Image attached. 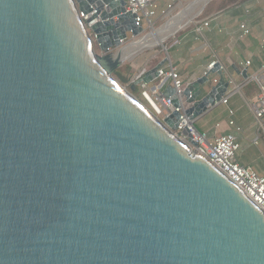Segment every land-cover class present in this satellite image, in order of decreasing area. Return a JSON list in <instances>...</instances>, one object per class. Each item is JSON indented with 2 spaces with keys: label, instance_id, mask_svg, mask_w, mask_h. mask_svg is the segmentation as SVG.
Wrapping results in <instances>:
<instances>
[{
  "label": "water",
  "instance_id": "water-1",
  "mask_svg": "<svg viewBox=\"0 0 264 264\" xmlns=\"http://www.w3.org/2000/svg\"><path fill=\"white\" fill-rule=\"evenodd\" d=\"M135 19L125 0H0V264H264V212L176 134L228 92L220 64L169 85L184 114L158 118L135 94L167 58L130 90L113 77Z\"/></svg>",
  "mask_w": 264,
  "mask_h": 264
},
{
  "label": "built area",
  "instance_id": "built-area-1",
  "mask_svg": "<svg viewBox=\"0 0 264 264\" xmlns=\"http://www.w3.org/2000/svg\"><path fill=\"white\" fill-rule=\"evenodd\" d=\"M125 1L127 12L136 15V25L137 27L143 29L140 35L142 36L156 32L157 30L155 29V25L160 20L167 21L165 26H163L166 27L167 24L180 17L184 11L190 8L192 4L194 5L198 0H172V2L167 4L165 8H161L159 0ZM185 5L188 6L186 7ZM205 7L206 6H204L202 9L201 7H193L199 11L191 26L197 36L196 40L201 43V50L208 51L210 50L211 46L204 36V30L210 27V18H204ZM91 8L92 13L89 15H84L81 12L79 14L91 37L94 48H98V45L96 44V35L91 31V27L94 26L99 21V19H95L89 23L87 22L90 16L97 13L96 5H92ZM189 24H185L184 22V25L181 26L173 35L187 30L189 27H191ZM240 31V39H245L252 33L251 29L246 23L240 24ZM139 37L123 41L122 47L120 49L113 50L112 53L117 54L118 52H122L126 47L129 46H126V43L129 41H133L134 43ZM260 48L264 52V39L261 40ZM218 64H220V71L222 72L225 80L229 83L230 88L217 105H228L229 100L235 94H242L243 89L251 84L255 85L258 89V93L255 95V97L250 101H246L255 120L256 132L252 143L254 146L258 147L260 146L261 142H264V62L258 70L248 74L247 78H242L240 83H238L237 80L230 74L228 69H226L220 63L216 55H214L212 62L208 65L203 76H206L211 70L215 69ZM252 65V60H247L246 62L240 63L242 71L249 70ZM149 70L150 69H143L139 74L134 76L130 85H133L137 81L141 80ZM242 71L241 76H243ZM211 78L213 86L218 84L219 76L217 74L209 75V80ZM158 79L162 81L164 79H171L173 81V87L179 92L185 87V84L178 74L176 68L171 63L168 65V61L165 66L159 70ZM162 89L163 88L161 87H157V85L154 88H151L150 84H145L143 82L138 86V90L141 92L142 99L148 104L150 110L158 118L162 119L174 111L184 114L185 109H176L172 105L171 100H168L164 97V91ZM229 113L230 115H233V111H229ZM229 126L234 128L235 131H232L226 135L211 137L206 133L200 132L196 128L195 123L192 124L188 118H183L182 122L178 126L176 134L189 147L193 154L200 156L210 162L252 203H254L261 211L264 212V177L259 175L251 167L244 166L238 161L237 152L241 149L239 139L241 137L240 134H244V131L241 127L236 125L234 120L229 121ZM185 128H187L191 134L192 141L195 143V145L189 141L188 137L182 135V131Z\"/></svg>",
  "mask_w": 264,
  "mask_h": 264
},
{
  "label": "crops",
  "instance_id": "crops-1",
  "mask_svg": "<svg viewBox=\"0 0 264 264\" xmlns=\"http://www.w3.org/2000/svg\"><path fill=\"white\" fill-rule=\"evenodd\" d=\"M171 2L172 0H159L161 8H165L166 5ZM207 3L209 4L208 0H203V2H199L198 0L193 6L188 8L185 16L178 20L180 24L179 27L183 26L184 22L185 24L191 22L190 16L193 12V7H201L202 9L203 5H208ZM186 15H188V17ZM195 16H197V14H195ZM204 18H210V27L204 30V36L211 46L210 50H201V43L196 40L197 36L193 28H190L177 34L174 42L167 50V56L160 60V62H162L165 58H168V65L171 63L176 68L185 86L203 76L208 65L212 62L214 55L218 57L220 63L228 69L238 83L244 78L241 76V62L252 60L253 65L248 70V74H251L250 72L256 71L261 67L264 62V52L260 48L261 40L264 39V0H252L242 4L237 3L220 11H214V9L209 10ZM241 23H246L252 32L251 35L245 39H240L239 37L241 34ZM178 28L172 32V34H174ZM169 85H173V81L171 79H164L163 81L161 80L157 87L163 88L162 90L164 91ZM155 86L154 83L150 84L151 88ZM237 95H241L245 102L250 101V99L245 97L244 92H242V94H235L229 100V104L226 105L229 111H233V115L229 113L230 117L228 118V122L226 121L225 123H218L216 125L217 129H222L219 135L213 133L212 135L208 134L209 136L218 137L231 133L232 130L229 128L230 120H234L237 126L243 128L240 122L235 118L236 112L230 108L232 99ZM245 130L247 133V135H245L246 138L249 140L252 139L253 141L256 132L255 125Z\"/></svg>",
  "mask_w": 264,
  "mask_h": 264
},
{
  "label": "rangeland",
  "instance_id": "rangeland-1",
  "mask_svg": "<svg viewBox=\"0 0 264 264\" xmlns=\"http://www.w3.org/2000/svg\"><path fill=\"white\" fill-rule=\"evenodd\" d=\"M194 1V0H191ZM203 2V0H199V2ZM209 4L205 7V13L204 17L208 14L209 10L214 11H220L222 7L229 8L233 6L234 4H229L226 6L228 0H208ZM243 1H252V0H243ZM186 6V5H185ZM188 6V5H187ZM186 6V7H187ZM226 6V7H225ZM204 7V5H203ZM202 7V8H203ZM188 10V9H187ZM193 12L191 13V23L189 26L192 25V22L196 18L195 14H198V9H192ZM184 12L181 14L180 17L174 19L170 23L177 22L182 16ZM195 16V17H194ZM194 17V18H193ZM193 18V19H192ZM167 21H159L156 23L155 29L157 31L162 30L165 26ZM192 28L189 27L188 29ZM187 29V30H188ZM178 34V33H177ZM176 35H173L172 33L168 34L166 37H168L162 44L161 42L163 41L164 38L157 40L155 37L153 39V42L146 46L144 50L138 52L135 54L131 59H121L119 56V59L121 60V65L118 70L123 71V75L126 77H130V80H133L134 76L139 74L143 69H152L153 67L156 66L160 62V60L164 57L167 56V50L171 46V44L174 42ZM171 35V36H170ZM144 36L147 35H142L139 38H143ZM138 38V39H139ZM133 41H129L126 43V46L132 44ZM155 45L151 46L150 45ZM95 52L99 54V50L97 47H95ZM253 72V71H252ZM250 72V73H252ZM113 77L115 80H117L123 87L126 89L130 90L131 85H127L121 82L119 77L114 73ZM212 78L209 80L208 83H206L202 87L203 94H206L212 85ZM161 82L160 79H158L154 85H158ZM131 84V83H130ZM135 96L142 101V96L141 92L138 90L135 94ZM143 102V101H142ZM144 103V102H143ZM230 108L233 109L236 112V119L240 122L242 125V129L244 131V134H240V139L239 142L241 143L242 147L241 149L237 152V158L238 161L247 167H251L254 171H256L259 175L264 177V142H261L259 147H255L252 144V139L249 140L246 138L245 135H247L246 130L247 128H251L253 125H255V120L246 104V102L242 99L241 95L235 96L231 103H230ZM229 110L226 106L224 105H217L214 108H212L210 111H208L206 114L202 115L195 123L196 128L202 132V133H207L209 135H212L213 133H217L218 135L221 133L222 129H217L216 125L218 123H225L226 121L228 122L229 118ZM228 126V125H227ZM231 128L232 131H235L234 128Z\"/></svg>",
  "mask_w": 264,
  "mask_h": 264
},
{
  "label": "bare ground",
  "instance_id": "bare-ground-1",
  "mask_svg": "<svg viewBox=\"0 0 264 264\" xmlns=\"http://www.w3.org/2000/svg\"><path fill=\"white\" fill-rule=\"evenodd\" d=\"M191 6H193V4ZM185 13H186V11H184V14H183L182 17L185 16ZM186 16L188 17V15H186ZM179 26H180V24H179L178 21L177 22H174V23H169L162 30L156 31V32H154L152 34H149L147 36H144L143 38L137 39L134 43H132L131 45H129L128 47H126L119 54V56H121L120 58L121 59H128V58L131 59L135 54H137L138 52L144 50V48L146 46H148L149 44H151L153 42L154 37L157 40H160V39L164 38L163 41L161 42V44H162L168 38V37L165 38V36H167L168 34L174 32ZM151 46H154V44L153 45H150V47Z\"/></svg>",
  "mask_w": 264,
  "mask_h": 264
},
{
  "label": "trees",
  "instance_id": "trees-1",
  "mask_svg": "<svg viewBox=\"0 0 264 264\" xmlns=\"http://www.w3.org/2000/svg\"><path fill=\"white\" fill-rule=\"evenodd\" d=\"M238 1L239 0H228L226 6L229 5V4L237 3ZM244 2H246V1L241 0L238 3L242 4ZM222 9H225V8L222 7ZM115 74L119 77V79L121 80L122 83L127 84V85H130V83H131L130 77L128 78V77L124 76L123 75V71H120V70L117 69L115 71ZM155 82H156V80L153 83L155 84ZM242 92H244V95H245V97L247 99H250L251 100L258 93V89H257V87L255 85L251 84V85L245 87ZM142 101L149 108L148 104L143 99H142Z\"/></svg>",
  "mask_w": 264,
  "mask_h": 264
}]
</instances>
